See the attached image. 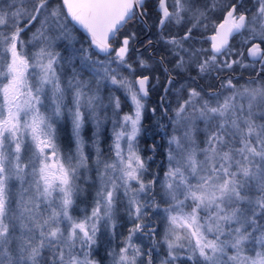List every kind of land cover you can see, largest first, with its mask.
I'll return each mask as SVG.
<instances>
[{"label": "snow or ice", "instance_id": "obj_1", "mask_svg": "<svg viewBox=\"0 0 264 264\" xmlns=\"http://www.w3.org/2000/svg\"><path fill=\"white\" fill-rule=\"evenodd\" d=\"M158 11L155 27L171 46L174 69L181 70L177 75L194 68L201 77L219 79L222 72L257 64V74L264 73V0L251 7L246 0H172L171 10L168 0H158ZM217 12L220 22L213 19ZM148 15L146 0H0V264H98L91 252L101 223L115 235L121 211L131 227L113 264H138L145 255L152 264L151 250L142 252L133 237L154 240L156 227L145 220L149 209L160 208L157 180L144 179L148 164L138 140L150 88L155 90L150 82L159 84L147 74L153 57L135 55L144 72L134 80L123 75L136 71L129 61L138 52L137 32L128 26L149 30ZM186 19L193 23L182 36L164 35L169 25ZM36 24L26 43L22 34ZM194 28H211L208 48L194 47ZM61 44L66 55L56 50ZM139 44L145 51L155 46L151 39ZM28 45L37 49L31 55ZM156 63L163 64V58ZM66 67L71 75L62 83ZM85 72L91 79H81ZM165 72L168 94L176 81ZM189 80L175 89L187 98L169 117L168 168L160 184L167 204L162 241L167 256L161 264H176L184 250L192 264H264V85L237 88L227 78L220 84L224 91L206 92L192 86L195 78ZM102 82L123 88L134 110L121 116L120 98L108 96L115 158L102 161L97 148L99 188L90 213L76 217L72 211L84 192L78 170L88 167L83 129L91 120L98 131L99 109L108 106L99 94ZM165 99L160 97L161 105ZM64 118L76 144L67 157L57 143L56 125Z\"/></svg>", "mask_w": 264, "mask_h": 264}, {"label": "trees", "instance_id": "obj_2", "mask_svg": "<svg viewBox=\"0 0 264 264\" xmlns=\"http://www.w3.org/2000/svg\"><path fill=\"white\" fill-rule=\"evenodd\" d=\"M152 1L156 2V0H146L147 11L149 13V15L146 17V20L152 30L150 36H152V39L158 45L156 54L161 56V49L165 43L160 39V32L155 27L154 22L158 19L160 13L158 9L156 8L155 2H152ZM57 2H59V0H57ZM246 2L248 6L251 7L254 4L255 0H246ZM220 15L221 14L219 12L213 14V19L216 20V22H220ZM188 27H191V24L188 21L182 22L179 25L172 24L166 28L164 35L166 37L176 36L177 38H179L180 36L184 34V32L187 30ZM128 28L132 31H136L138 38L147 32L144 30L145 25H142V24H130ZM30 32L31 30L26 32L25 34H22V38L25 40L26 43L29 39ZM210 33H212L211 28H209L206 32L201 29H195V31H193L194 36L201 37V44H199L200 48L204 47V45L202 44L203 42L202 39L206 37L207 35H209ZM75 35L81 41L87 40V36L82 31H75ZM116 44L117 45L119 44V40H117ZM85 46L87 47V44H85ZM60 47H62L61 54L66 55L67 53L65 52V49L62 44L58 45L57 50L60 51ZM262 47H264V45H262ZM31 48L32 46L28 45V47L26 48V51L29 52ZM245 53H246V50H245ZM138 54L140 53L134 54L132 56V59L129 61L130 63L133 64V68L136 70L134 72L135 77L139 76L141 73L144 72L143 69L139 68L138 63L135 61V55H138ZM144 57L147 58L148 56L144 55ZM104 58H105L104 56L98 57V59H101V60H103ZM245 62L250 63L248 61L247 55H245ZM258 72H259V65L257 64L255 67H247V68L235 67L234 71L222 72L219 74V77L225 74H228L229 75L228 78H231L233 80V83L236 84L237 88H239V85L242 82L246 83V82H249L250 80H255L260 85H264V73H259L258 75L257 74ZM147 74L158 77L159 79V84H157L155 79L152 80V84L155 85V90L150 89V95L147 99L148 106L156 109L155 115L158 118L154 124L153 122L147 120V118H145L144 120L143 124L144 126H146V129H145L143 141H142V147L144 150V152L142 151L143 153L142 156L144 155L143 157L145 158L148 164V169H149V175L146 176L145 178L147 180H151L153 178L157 180L155 192H156V200L160 204V208L155 209V210L149 209L148 210L149 216L145 220L146 223L148 222L154 223L156 227V235L154 237V240L153 238L142 236L139 233H137L135 238H136V243L141 248L142 252L147 254L149 252L147 251V249L151 250L152 264H161V260H163L167 256V250L165 248L166 245H164L162 242V230L164 229V219L162 217L163 216L162 211L164 207H167V204L161 198L160 193L162 192V189L160 187V184L164 180V176L168 168V160H166V157L164 154V145L167 143L166 138L168 135V130L166 129L164 125L166 118L162 114V111L159 105V100H158L159 99L158 97L160 96V90H161L162 79H163V71H162L161 64L153 63V71ZM216 82H217V79L214 78L213 86H211V88L215 91L218 89L217 84L215 85ZM64 122H65V131L67 134V138L66 137L59 138V146H60V150L62 151V155L65 157L66 154L68 156V154H71V153H68L69 149L67 150L68 138H69V133H70V126H69L70 121L67 120V118H65ZM158 124L162 125L163 127H157ZM60 133H61L60 123H57V134H60ZM103 145L104 147L107 145H110V142L105 137H104ZM153 145H155L154 152L151 150ZM89 146H90L89 144L86 145V152H88V156H89L88 164L89 166H91L93 165L92 164L93 159H92V153L89 152ZM147 153L148 155H146ZM148 157H151L152 159L148 160L147 159ZM91 175L93 178V182H95L94 173H92ZM93 198H94L93 190L91 191L89 190L88 196L86 197H84L83 195L79 196L76 199V205L73 208V213L76 215H79L80 207H83V208L85 207V212L86 213L89 212L92 206L91 203H92ZM142 199H147V197L142 196ZM130 227H131V223L128 222L127 217L124 214L120 213V215L118 216V226L115 230L116 240H119L118 243H120V245L123 243L124 239L127 237L128 229ZM101 241H102V238H101ZM246 254L251 255L252 253L247 252ZM187 256H188V253L186 250L181 251L179 253V257H178V260L176 261V264H192V262L188 260ZM146 259H147L146 255L142 256L138 264H141V262H144V264H146Z\"/></svg>", "mask_w": 264, "mask_h": 264}, {"label": "rangeland", "instance_id": "obj_3", "mask_svg": "<svg viewBox=\"0 0 264 264\" xmlns=\"http://www.w3.org/2000/svg\"><path fill=\"white\" fill-rule=\"evenodd\" d=\"M186 21L190 22V24L193 23V21H189L187 19H186ZM38 27H39V25L36 24L33 27V29H31V32L29 34V38L31 37L32 33L36 31V28H38ZM57 48H58V45H57ZM57 48H56V50H57ZM61 48L62 47H60V52H61ZM36 50L37 49L32 46L31 50L28 52L29 55H31L32 52H34ZM94 59H95V57H94ZM248 61L250 62L249 59H248ZM70 75H71V72L66 67L64 72H63V74H62V76H61L62 83H64V81L68 77H70ZM123 75L127 76L130 80H134L136 78L134 76V73H130L127 70H123ZM81 79L89 80V79H91V76H90L89 73L85 72V73L82 74ZM258 86H261L258 82L256 84H249V82H246V83L242 82L239 85V88H242V87H258ZM93 88H95L94 84H93ZM99 94L102 97V102H103L104 105H108V96L110 94H114L115 96H118L120 98V102H121L120 103V109L118 111H119V114L121 116L123 114H126V113H132L133 110H134V105L132 104L130 98L128 97L126 91L123 88H119L118 86L111 85V84H109L107 82H102L100 84V93ZM182 100H181V102H182ZM177 106H178V104L174 105L173 106V110ZM150 109H152V108L148 106V101H146L144 117H143V120H142L143 131H142L141 136L138 137L139 147H140V154L141 155L143 154L142 151L144 152L143 147H142V141H143V136H144V132H145V129H146V126H144V124H143L144 120H145V118H147V120L153 122V124H154L156 122L157 118H158L155 115V113H152L150 111ZM99 111H100L101 117L103 118L99 130L97 131L96 125L91 120H89L85 124V127L83 129V138H84V141H85L84 147H83V151H84V154L89 159L88 152H86V145L89 144L90 145L89 146V152L92 153V159H93L92 164L93 165L89 166V164H88L87 169L80 168L78 170L79 171V180L77 181V183H79L81 188L84 189V192L82 194L84 197L88 196V191L89 190L90 191L93 190L94 198L92 199V203H91L92 206H93L94 200H95V193H96V191L99 188V179H98V171H97V164H96L97 148H99L100 159L102 161H111V160H113L115 158V153H114V150H113V144H114L113 119L115 118V117H113V108H112L111 105H108L107 107H101L99 109ZM173 114L174 113H170L169 116L166 117V129L168 130V135H167V138H166L167 140L170 137L171 132H172V124L170 122L169 117H171ZM64 120H65V118L61 119L58 122V123H60V127H61V133L57 134V137H58L57 138V143H58V145H59V138H65V137L67 138V134H66V131H65V122H64ZM67 120H69V119H67ZM69 126H70V133H69V138H68L67 150L69 149L68 153L72 154V153L75 152L76 144H75V140H74V137H73L71 122L69 123ZM200 126L203 127V124L201 123ZM56 127H57V125H56ZM116 130H119V129L117 128ZM104 137L110 142V145H107L105 147L103 145L104 144ZM198 139L201 140V141L203 140V134L202 133L198 135ZM121 146L124 147V142L123 141H121ZM202 146H203V144H201V147ZM167 147H168V145L166 143L164 145V154H165L166 160H167V155H166ZM61 153H62V151H61ZM146 155H148V153ZM65 157H67V154H66ZM53 163L55 164V159L54 158H53ZM72 163L74 165L76 164V159L75 158H73ZM100 170H102V165L100 166ZM92 173H94V175H95V177H94L95 178V182H93V178H92V175H91ZM148 175H149V169H148V172L145 173V175H144V179H145L146 182L148 180L145 177L148 176ZM92 206H91V208H92ZM164 208H166V207H164ZM90 211H91V209H90ZM90 211L86 213L85 212V207L84 208L80 207L79 208V212H80L79 215L80 216L74 214L73 211H72V214L74 216H76V217H82L85 214L90 213ZM121 213L124 214L127 217V215L125 213H123V211H121ZM162 215H163L162 217L164 219V216H165L164 211H162ZM127 220H128L129 223H131L128 217H127ZM166 227H167L166 221L164 220V229L162 230V241H163V236H164L165 231H166ZM135 237L136 236L133 237V242L135 244H137ZM101 238H102V241H101ZM118 241L119 240H116V234L113 235L111 233V231L106 230L105 227L103 226V222H102L101 223V227H100V231L97 234V244L93 246V250L91 252V258L96 260V261H98V264H113V253L114 252H118L119 249L121 247H123V243H124V241H123V243L120 245V243H118ZM140 260H141V257L138 260V262H140Z\"/></svg>", "mask_w": 264, "mask_h": 264}, {"label": "flooded vegetation", "instance_id": "obj_4", "mask_svg": "<svg viewBox=\"0 0 264 264\" xmlns=\"http://www.w3.org/2000/svg\"><path fill=\"white\" fill-rule=\"evenodd\" d=\"M155 2V1H152ZM156 4V8L158 9V0H156L155 2ZM171 4H172V0H168V6L169 9L171 10ZM193 31H195V29H193ZM152 30L150 28V34H151ZM212 33H210L209 35H211ZM143 36V35H142ZM142 36H140L139 38H141ZM196 37V36H195ZM138 38V39H139ZM148 39H151L155 45V41L152 39V36H148L146 39H144L143 41H147ZM196 41L198 42H194V47L195 48H200L199 44H201V37H196ZM202 44L204 45L203 48H208L209 44L206 42L205 37L202 39ZM138 47V52L137 53H143L144 55H151L153 57V63H156L158 61H160L161 58H163V63L165 64V67H163V65L161 64L162 67V71H163V79H162V85H161V90H160V96L158 98L161 97L162 93H163V87L165 86V81L167 79V75L168 73L165 72V69L168 70V72L171 73V75L173 77H175V81H176V85H175V89H179L181 84L187 85L190 83L189 77H193L196 79V84H193V87H202L203 89H205L206 92L208 91H215L211 88V86H213V81L215 78V74L211 77L208 78H204L198 75L197 71L192 68L189 69L187 72H182L180 75H177L178 72H181V70L179 69H174V62H175V57L170 55L169 49H170V45H163L162 49H161V56H159L158 54H156V51L158 49V47L156 48V50L154 49V47L152 46H148L147 51H145L144 47L141 46L139 43L137 44ZM185 47H189L188 43H185ZM156 64H160V63H156ZM229 77L228 74H225L223 76H220L219 79H217V82L215 83V85L217 84V90L220 91H224L222 89H220V84L222 81H224L225 79H227ZM152 84V81L150 82ZM153 85V84H152ZM151 89V88H150ZM175 89H173V91L169 92L166 95V99L164 101V108H168L169 111L168 113H173V106L177 105L181 102L182 99H186L187 97V93L184 91L181 92H177ZM160 108H162L160 106Z\"/></svg>", "mask_w": 264, "mask_h": 264}, {"label": "water", "instance_id": "obj_5", "mask_svg": "<svg viewBox=\"0 0 264 264\" xmlns=\"http://www.w3.org/2000/svg\"><path fill=\"white\" fill-rule=\"evenodd\" d=\"M148 24V23H147ZM149 26V25H148ZM83 32V31H82ZM84 33V32H83ZM85 34V33H84ZM149 34H150V27H149V30H147V32L140 38V39H138V43H139V41H143L144 39H146L148 36H149ZM157 48V46H155V48L154 49H156ZM163 65V67H165V64L163 63L162 64ZM161 96H165V93L163 92L162 93V95ZM160 105H161V102H160ZM161 107H163V104L161 105ZM164 108V107H163ZM148 251H149V249H148Z\"/></svg>", "mask_w": 264, "mask_h": 264}]
</instances>
